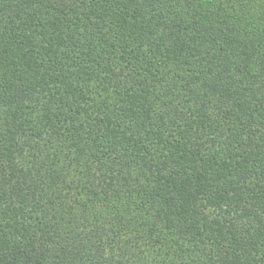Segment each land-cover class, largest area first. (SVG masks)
Returning a JSON list of instances; mask_svg holds the SVG:
<instances>
[{
  "label": "trees",
  "instance_id": "trees-1",
  "mask_svg": "<svg viewBox=\"0 0 264 264\" xmlns=\"http://www.w3.org/2000/svg\"><path fill=\"white\" fill-rule=\"evenodd\" d=\"M0 264H264V0H0Z\"/></svg>",
  "mask_w": 264,
  "mask_h": 264
}]
</instances>
